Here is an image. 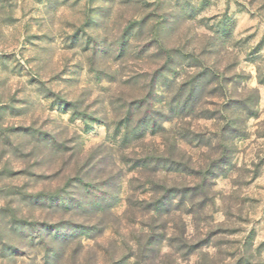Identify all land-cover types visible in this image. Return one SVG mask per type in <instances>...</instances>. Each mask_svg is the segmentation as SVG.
Instances as JSON below:
<instances>
[{
  "label": "rangeland",
  "instance_id": "1",
  "mask_svg": "<svg viewBox=\"0 0 264 264\" xmlns=\"http://www.w3.org/2000/svg\"><path fill=\"white\" fill-rule=\"evenodd\" d=\"M0 264H264V0H0Z\"/></svg>",
  "mask_w": 264,
  "mask_h": 264
},
{
  "label": "trees",
  "instance_id": "2",
  "mask_svg": "<svg viewBox=\"0 0 264 264\" xmlns=\"http://www.w3.org/2000/svg\"><path fill=\"white\" fill-rule=\"evenodd\" d=\"M157 87L158 84L156 82H152L150 83V88H152L151 93H156L157 92ZM194 88V86H192L191 90H189L188 92L185 93H181L182 91H180L178 93V97L176 99V108L174 106V104L172 102H174L175 98L174 97L172 99V102H169V110L171 111L172 109H174L180 117H186L189 115H195V117H200V115L198 113H195L192 110L195 107V89L192 90ZM150 93V94H151ZM155 97V96H154ZM143 101V102H142ZM138 107L139 109L143 108V114L138 118V123H142V127H138V128H132L131 127V123L132 120L134 118V114L129 117L127 116V121H126V128H125V133L123 136V141L124 142H129L131 141V139L133 137H135L136 139H144L145 138V134L148 130H150L153 134H157L159 133L162 129L165 130L164 127V122L171 120V115L170 114H166L165 110L162 109H153L154 108V104L155 102H153V100L150 98V96H146L143 100H142ZM188 109H190L189 111H187ZM155 111V112H154ZM159 115H163V119L162 121L159 122ZM159 128V130H157ZM177 142V140H176ZM156 155H147V157L144 158V160H142V162L139 164V167H141V169H143V171L147 170L149 171L150 168H153L154 171L158 170L159 167H169V169H174L175 171L178 170L177 166L180 165V162L175 159L174 154L170 153L169 156H166L165 153H162L160 151H156L155 153ZM152 165V167H150ZM184 166L190 167L189 164H182ZM191 168V167H190ZM193 170H195V168H191ZM151 171V170H150ZM197 172V171H196ZM198 174L202 173V171H198ZM205 177V176H204ZM77 181H80L81 183H85L88 187H96L98 185L97 182H90L87 179L84 178V176H79V178ZM151 185V190L155 191L156 193L160 192V195H155L153 196V201H150V203L156 204L157 209H163L165 207L166 202H173L175 197H176V193H178V186L177 185H168L167 183H165V181H163L161 178L157 177V176H150L149 177V182ZM205 189L206 187V179H202L201 183L196 184L195 187L193 188H189V186H182V189L180 191H183L184 193L187 192L189 189L192 190H197V189ZM58 193H53V194H49L50 196L47 198L50 201H56V199L59 200L58 203H61V199L59 198V196L57 195ZM40 195V194H39ZM57 195V196H55ZM38 196V195H37ZM62 206L66 207V204H61ZM163 207V208H161ZM57 229H54V239H56L57 237L60 238V234L59 232H57ZM193 246V245H189V248Z\"/></svg>",
  "mask_w": 264,
  "mask_h": 264
}]
</instances>
